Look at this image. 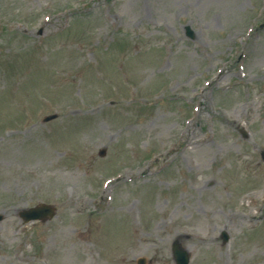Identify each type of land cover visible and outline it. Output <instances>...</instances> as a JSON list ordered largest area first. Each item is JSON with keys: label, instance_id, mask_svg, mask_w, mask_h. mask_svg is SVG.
Wrapping results in <instances>:
<instances>
[{"label": "rangeland", "instance_id": "374dc122", "mask_svg": "<svg viewBox=\"0 0 264 264\" xmlns=\"http://www.w3.org/2000/svg\"><path fill=\"white\" fill-rule=\"evenodd\" d=\"M259 150L264 0H0V264H264Z\"/></svg>", "mask_w": 264, "mask_h": 264}, {"label": "water", "instance_id": "95a60500", "mask_svg": "<svg viewBox=\"0 0 264 264\" xmlns=\"http://www.w3.org/2000/svg\"><path fill=\"white\" fill-rule=\"evenodd\" d=\"M51 212L52 211L50 207L41 205L34 209L24 211L22 215L25 218H37V217L44 216L45 214H51ZM173 253H174V256L178 264L187 263V257L185 253L182 250H180L177 246H174Z\"/></svg>", "mask_w": 264, "mask_h": 264}]
</instances>
